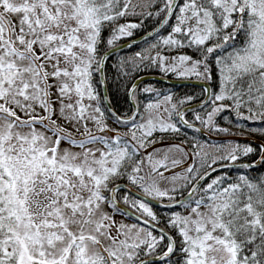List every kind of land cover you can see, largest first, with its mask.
<instances>
[{
  "label": "snow or ice",
  "instance_id": "1",
  "mask_svg": "<svg viewBox=\"0 0 264 264\" xmlns=\"http://www.w3.org/2000/svg\"><path fill=\"white\" fill-rule=\"evenodd\" d=\"M0 264H264V0H0Z\"/></svg>",
  "mask_w": 264,
  "mask_h": 264
},
{
  "label": "trees",
  "instance_id": "2",
  "mask_svg": "<svg viewBox=\"0 0 264 264\" xmlns=\"http://www.w3.org/2000/svg\"><path fill=\"white\" fill-rule=\"evenodd\" d=\"M167 78L175 79L174 77H167ZM150 79L152 80V82H155L157 80L156 78H150ZM193 85L194 84H187V87H183V86H181V84H171V83H167V82H163L162 81L157 86L162 88V89H165V90H171V91H174V92L183 93V92H186V91H191ZM195 90L199 91V87H196ZM241 142H244V141L241 140Z\"/></svg>",
  "mask_w": 264,
  "mask_h": 264
},
{
  "label": "water",
  "instance_id": "3",
  "mask_svg": "<svg viewBox=\"0 0 264 264\" xmlns=\"http://www.w3.org/2000/svg\"><path fill=\"white\" fill-rule=\"evenodd\" d=\"M150 78H156V79H160L163 82H167V83H171V84H181V82L175 81V79L172 78H167V77H162V76H155L152 75ZM197 82L195 80L191 81V82H187V84H196ZM241 140H243L241 138Z\"/></svg>",
  "mask_w": 264,
  "mask_h": 264
},
{
  "label": "bare ground",
  "instance_id": "4",
  "mask_svg": "<svg viewBox=\"0 0 264 264\" xmlns=\"http://www.w3.org/2000/svg\"><path fill=\"white\" fill-rule=\"evenodd\" d=\"M155 76H158L157 74H154Z\"/></svg>",
  "mask_w": 264,
  "mask_h": 264
}]
</instances>
